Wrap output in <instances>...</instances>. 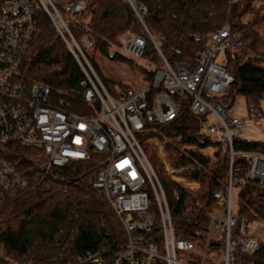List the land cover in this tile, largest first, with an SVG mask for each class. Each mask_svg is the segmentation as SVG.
Wrapping results in <instances>:
<instances>
[{"label": "built area", "instance_id": "1", "mask_svg": "<svg viewBox=\"0 0 264 264\" xmlns=\"http://www.w3.org/2000/svg\"><path fill=\"white\" fill-rule=\"evenodd\" d=\"M125 1L159 61L143 59L146 44L143 37L123 34L109 55L119 54L142 62L154 72L143 88L114 84L109 90L91 63L96 46L91 33L78 41L71 33L70 22L85 9L83 0L64 2L61 11L55 0H0V145L41 151L46 158L44 175L71 162L86 161L93 166V187L110 203L124 238L111 255H106L108 249L104 247L81 258L77 264L89 260H96L97 264H254L242 257L257 251L261 241L257 234H247L248 223L241 220L238 235H232L237 224L233 191L239 180L229 171L221 189L213 193V198L224 207L209 209L199 202V184L181 175L183 171L203 169L196 155L202 156L207 164L216 163L219 144L199 148L182 145L177 137L156 147L162 178L188 193L208 218L202 245L174 232L164 191L140 144L142 135L155 131L154 125L173 121L182 110L201 117L202 133L218 143H226L230 150L247 121L263 131L264 115L254 104H246V118L228 116L222 105L234 80L229 72L227 52L235 45V36L223 26L206 35L191 63L171 65L160 51L159 40L143 23L146 8L136 0ZM38 10L50 19L83 76L78 89L64 95L38 81L25 85L18 80L36 32ZM167 145L171 149L165 153ZM174 151L192 163L176 168ZM247 155L248 175L264 189V154ZM191 185L197 186L196 195ZM30 188L28 180L0 154V206ZM149 194L156 202L157 215L149 208ZM183 257L188 261H182Z\"/></svg>", "mask_w": 264, "mask_h": 264}, {"label": "trees", "instance_id": "2", "mask_svg": "<svg viewBox=\"0 0 264 264\" xmlns=\"http://www.w3.org/2000/svg\"><path fill=\"white\" fill-rule=\"evenodd\" d=\"M75 1L55 0L60 11L64 2ZM83 1L85 9L70 22V29L77 41L84 34L91 33L96 42L90 57L95 69L93 56L108 57L110 46L117 44L125 33L143 37L146 43L143 59L158 63L150 40L125 0ZM136 1L146 8L143 23L159 40L160 51L171 65L191 63L206 35L227 26L236 39L235 45L227 52L229 72L234 80L222 99V105L228 110L234 99L240 96L246 104L252 103L261 110L264 67L259 61L264 58V16L261 15L264 0H236L232 3L229 0ZM247 16L252 17L248 19ZM111 59L137 68L144 79L152 80V68H143L119 54ZM82 79L77 63L58 37L50 19L38 10L36 32L18 80L25 85L38 81L64 95L71 89H78ZM103 83L109 90L114 85L105 80ZM201 122V117L182 110L176 119L154 125L155 131L145 133L140 139L141 149L164 191L174 232L196 245H202L206 238L208 218L188 193L176 183L162 178L157 153L145 143L148 138L164 141L180 137L182 145L199 148L219 144L216 163L207 164L202 156L194 154L203 169L183 171L181 175L199 184V202L210 209L224 207L213 198V193L221 189L231 171L239 180L234 187L237 224L232 235H238L241 220L264 224V189L258 180L249 177L250 158L247 155L251 152L264 154V140L246 139L239 134L230 150L226 143H218L211 136L204 135ZM165 149L171 147L167 145ZM230 153H233L231 164ZM0 154L31 186L27 192L0 206V264H77L81 258L104 247L108 249L106 255H111L123 242L118 217L102 193L93 187L95 172L90 162H71L66 167H54L44 175L46 158L41 151L18 145H0ZM174 157L176 168L192 163L175 151ZM149 208L158 214L151 194ZM242 259L264 264V241H259L253 255ZM84 264L97 263L89 260Z\"/></svg>", "mask_w": 264, "mask_h": 264}, {"label": "rangeland", "instance_id": "3", "mask_svg": "<svg viewBox=\"0 0 264 264\" xmlns=\"http://www.w3.org/2000/svg\"><path fill=\"white\" fill-rule=\"evenodd\" d=\"M261 3V2H260ZM257 5V4H256ZM259 5V3H258ZM257 7V6H256ZM261 15L264 16V10L261 12ZM252 16H247L248 19H251ZM114 45L110 46V50H114ZM93 61L97 69V73L101 80L109 81L114 83L117 86H129L134 89L143 88L148 85V80L144 79L142 74L137 70V68H132L128 64L118 61L112 60L111 56H101L99 54H95L93 56ZM136 64L142 66L143 68L150 69L148 65H145L142 62L134 61ZM261 66L264 67V58L259 61ZM261 110L264 115V101L261 104ZM228 116H239L241 118H246V102L245 100L238 96L234 99L232 106L227 110ZM211 122L214 123V120L211 119ZM240 136L246 139H258L264 140V124H263V131H260L254 128L250 121H247L246 128L241 132ZM172 140V139H171ZM166 143L167 139L164 141H159L156 138H150L149 141H145L150 147H152L156 153H158L157 144ZM194 146V145H192ZM195 147V146H194ZM170 152V151H169ZM165 153H168V150L165 149ZM169 155V154H168ZM172 155V154H171ZM193 194L196 195L197 187L193 188ZM235 189L233 192V213H235L237 208V201L235 198ZM247 234L256 233L257 238L261 241H264V224L261 223H252L249 222L247 224ZM215 233L214 236H216ZM182 261L187 262L188 259L186 257L182 258Z\"/></svg>", "mask_w": 264, "mask_h": 264}, {"label": "bare ground", "instance_id": "4", "mask_svg": "<svg viewBox=\"0 0 264 264\" xmlns=\"http://www.w3.org/2000/svg\"><path fill=\"white\" fill-rule=\"evenodd\" d=\"M194 187L196 188L197 186H195V185H191L192 190H193Z\"/></svg>", "mask_w": 264, "mask_h": 264}]
</instances>
